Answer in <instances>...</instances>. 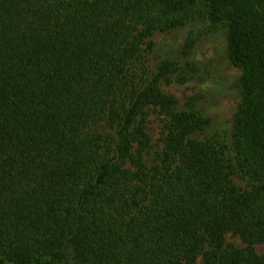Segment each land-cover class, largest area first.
Masks as SVG:
<instances>
[{
  "label": "trees",
  "instance_id": "16d2710c",
  "mask_svg": "<svg viewBox=\"0 0 264 264\" xmlns=\"http://www.w3.org/2000/svg\"><path fill=\"white\" fill-rule=\"evenodd\" d=\"M197 15L226 26L242 70L232 139L249 188L202 137L198 103L162 90L168 65L135 74L152 34ZM261 243L264 0H0V264H264Z\"/></svg>",
  "mask_w": 264,
  "mask_h": 264
},
{
  "label": "rangeland",
  "instance_id": "374dc122",
  "mask_svg": "<svg viewBox=\"0 0 264 264\" xmlns=\"http://www.w3.org/2000/svg\"><path fill=\"white\" fill-rule=\"evenodd\" d=\"M164 64L169 71L161 78L162 90L182 102L198 103L201 113L210 120V127L202 137L217 139L226 157L236 166L234 180L243 188L252 186L253 181L237 168L232 139L235 115L242 102V70L229 56L226 26L197 15L183 25L156 31L143 47L135 66L136 77L141 84L145 83ZM165 127V116L157 107H151L148 132L153 151L162 147ZM98 130L113 133L115 127L102 124ZM226 241L245 246L242 238L234 233L227 234ZM255 248L264 254V243L256 244Z\"/></svg>",
  "mask_w": 264,
  "mask_h": 264
}]
</instances>
